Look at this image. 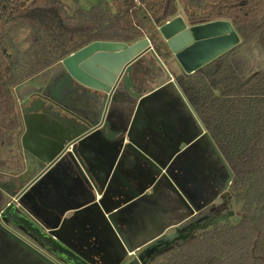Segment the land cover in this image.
Wrapping results in <instances>:
<instances>
[{"label": "water", "instance_id": "obj_1", "mask_svg": "<svg viewBox=\"0 0 264 264\" xmlns=\"http://www.w3.org/2000/svg\"><path fill=\"white\" fill-rule=\"evenodd\" d=\"M158 33L167 56L184 75L240 43L227 20L190 24L175 16L159 26ZM146 51L154 55L145 37L129 45L92 42L63 57L25 96L23 131L18 141L25 170L15 177V191L2 189L7 200L14 197L16 202L0 209V234L41 264H95L68 240L78 229L75 224L81 215L100 229L110 251L127 257L134 249L126 244L116 220L161 187L187 209L186 218L196 213L179 182L187 167L186 152L169 155L154 145L148 134L135 133L126 121L134 100L142 95L135 83L144 82L143 73L134 71L132 64ZM156 61L160 66L157 57ZM161 69L166 80L152 95H174L190 113L176 79ZM202 137L226 174L219 187L226 191L232 172L210 136L204 131ZM99 153H103L100 158ZM123 158L128 161L124 163ZM214 182V186L219 183L217 178ZM69 201L74 205L62 209V203ZM36 205L39 216L32 212ZM223 217L211 221L220 222L217 220ZM46 219H54V223L44 222Z\"/></svg>", "mask_w": 264, "mask_h": 264}, {"label": "trees", "instance_id": "obj_2", "mask_svg": "<svg viewBox=\"0 0 264 264\" xmlns=\"http://www.w3.org/2000/svg\"><path fill=\"white\" fill-rule=\"evenodd\" d=\"M179 10L190 24L227 20L240 37L224 56L175 75L232 172L219 201L191 218L226 215L230 198L239 212L146 264H264V0H99L87 9L77 0H0V209L7 200L2 189L16 190L9 168L20 159L13 88L92 42L152 40Z\"/></svg>", "mask_w": 264, "mask_h": 264}, {"label": "crops", "instance_id": "obj_3", "mask_svg": "<svg viewBox=\"0 0 264 264\" xmlns=\"http://www.w3.org/2000/svg\"><path fill=\"white\" fill-rule=\"evenodd\" d=\"M150 43L151 50L155 57L150 53L151 51H146L132 64V69L134 71L140 70L143 73L144 82L140 80L135 83L136 88L141 89L142 95L139 100H134V106L127 115L126 121L130 123V128L134 130L135 133L141 132L142 134H148L152 143L164 149L169 155H173L178 151H185V157L188 160L190 156L192 157L193 152L195 154L197 152L203 154V152H205L204 148H209L202 137L205 130L197 121L193 110L189 107L192 113L191 111L190 113L186 111L174 95L170 96L168 93L165 95H152L151 92L154 88L166 80L161 67L175 79L174 73L176 70L174 67L177 63L173 59H168V57V64L163 60L162 63L153 41L151 42L150 40ZM127 44L129 45L132 43ZM156 57L160 61L161 67L158 65ZM26 94L27 92H19L16 95L17 99H15L16 106H20L19 112L17 110V115L19 116V135L17 137V143L23 131L22 114L26 108ZM22 107H24V110ZM11 149L13 150L14 147ZM101 154H98L99 158ZM100 160L98 159L97 161L100 162ZM122 161L126 163L128 159L123 158ZM123 167L124 166H122V169ZM192 167L193 165L188 167V169ZM122 169L120 174H123L125 177ZM24 170L23 164L19 172L14 174L15 177ZM196 176H200L199 171H196ZM115 182L119 183V180L116 179ZM148 193H151L150 190ZM166 193L165 187H161L155 194H151L143 203H139L138 206L132 207L131 211L129 210L122 214L120 220L126 221L129 225V228L127 227L129 233L124 235L126 243L130 245L131 241H128L130 239L139 240L134 246H132L134 243L131 245L135 251L153 243L154 240H158V238L167 233L168 230L175 229V227L188 221L186 218L188 214H178L176 207L174 208L173 204H170L167 200ZM64 204H67V207H64L65 209L71 207L69 202ZM68 215H70V213H68ZM92 222L93 221H90L87 216L84 217L81 215L78 219V223L75 224L78 229L72 232L68 240L78 250L85 249L87 246L100 247L101 245V249L98 248V251L88 254L87 257L95 261H116L114 257L115 253L107 249L108 246H106V242L97 241L95 239V234L98 233L100 229ZM22 256L27 259V261H22V263L29 264L30 259L25 255ZM104 256L109 257L105 258Z\"/></svg>", "mask_w": 264, "mask_h": 264}, {"label": "rangeland", "instance_id": "obj_4", "mask_svg": "<svg viewBox=\"0 0 264 264\" xmlns=\"http://www.w3.org/2000/svg\"><path fill=\"white\" fill-rule=\"evenodd\" d=\"M99 0H77L78 5H80L82 8H90L91 6H94L95 4H97ZM106 2L110 3L111 0H105ZM182 17L183 19L184 16L182 15V13L178 12V15ZM146 38V37H145ZM153 41L154 46L157 50V53L160 57V60L162 62V60L168 64L167 62V57L168 59H172V57L167 56V51L164 45L163 40L161 39L159 33H158V27H157V34L155 36L152 37L151 42ZM175 61V60H174ZM163 63V62H162ZM164 65V64H163ZM161 66V65H160ZM175 73L179 74L182 73L181 69L179 68V66H177V64L175 65ZM49 71V70H48ZM45 71V73L41 74L40 76L34 78L33 80H30L28 83L24 84V85H18L17 88H13V95L14 97L17 99L16 95L19 92H29L30 90H34L36 88V84H38L39 82H41L43 80V76L48 72ZM19 100V99H18ZM21 104V103H20ZM24 110V107H22ZM17 110L19 112L20 110V106L17 105ZM17 135L16 137H18L19 134V129L16 131ZM8 156L16 151L13 150H8ZM20 154V159L19 161H15L12 165V167H10L9 169V173L11 174H16L19 172L20 168L23 166L24 162L22 159V154L21 151H19ZM14 158V157H13ZM222 180L219 179V182L222 183ZM228 190V189H227ZM226 190V191H227ZM218 191V189H217ZM214 191V192H205L204 194H201L199 196V201H198V205H197V209L196 212H202L203 214L207 212L206 209H208L211 205L217 203L220 199L221 192H226V191ZM7 199V197H6ZM229 203H230V208L229 211L226 215H224V217L222 219H219L217 221L223 222L222 220L225 221H235L238 219V212H239V205L235 203L234 199L230 198L229 199ZM182 205V204H181ZM213 220V219H212ZM206 222V221H205ZM199 220V218H189V220L187 222H185L184 224L175 227V229H170L167 231V233H165L164 235H162L161 237L158 238V240L154 241L153 243L146 245L142 248H140V250L137 251H133L131 253H128L127 255H129L128 257L123 258L122 262H120L121 258L119 259V264H146L145 262L150 259L151 257H154L156 259H158L159 257H163L166 253L171 252L173 248L176 247V245H178L181 242L187 241L189 239H191L194 234L201 230V229H206L211 227V224L213 223V221H210L208 223H205ZM27 225L29 227H31V223L26 221ZM133 233V232H132ZM102 235L98 233L95 234V239L97 241H102L103 239L101 238ZM107 244V243H106ZM109 246V245H106ZM101 247V245H100ZM100 247H86L85 249H81V251H79L80 254H83L84 256L87 257L88 254L94 252V251H98ZM101 249V248H100ZM23 249L20 248V251L22 252ZM103 250V249H102ZM107 250V249H106ZM28 258H30L27 255ZM136 260V261H135ZM38 264H41L39 260ZM135 261V262H134Z\"/></svg>", "mask_w": 264, "mask_h": 264}, {"label": "flooded vegetation", "instance_id": "obj_5", "mask_svg": "<svg viewBox=\"0 0 264 264\" xmlns=\"http://www.w3.org/2000/svg\"><path fill=\"white\" fill-rule=\"evenodd\" d=\"M204 149H205V152H203V154L199 152L195 154L193 152L192 158L186 161L187 167L183 169L184 171L182 172V175H181L182 179L179 180V182L182 183L181 184L182 188L185 189V191L187 192L188 196L192 200L195 207H197L198 205L199 196L201 194H204L205 192H209V193L214 192V191H217V189L218 191H220L219 187L222 183L219 182V179L222 180L223 178L224 180L226 178V174L223 168L220 166L218 161L212 155L210 148H204ZM191 152H192V149H191ZM192 165L193 167L191 169H188V167ZM196 171H199L200 176H196ZM216 178H217V183L218 182L219 183L216 184V186H214V183H215L214 181L216 180ZM165 190L167 191L166 193L167 200L169 201L170 204H173L174 208L176 207V209L178 210V214L187 215L188 214L187 209H185L180 204V202L177 201L176 197H174V195L169 190H167V188H165ZM224 193L225 192H221V195ZM69 203L71 206L74 205V203L71 201H69ZM64 207H67V204L62 203L61 208L64 209ZM39 209L40 208H37V205H36V207L32 208V212L36 216H39ZM116 221H117V229L124 238V235H126L128 232V229H127L128 223H125L124 220H120V218H118ZM44 222L54 223V219H49V220L46 219V221ZM128 241L129 242L131 241L130 242L131 244L129 246H131L133 243L134 244L132 246H134L136 243H138L139 240L130 239ZM107 249L109 250L108 247ZM22 252L20 251V248L15 243L14 244L9 243V241H7L6 239L4 240L2 235L0 234V264H24L22 263V261H27V259L26 257L22 256V255H26V253L24 251ZM129 255H127V257ZM104 257L108 258L109 256H104ZM114 257L116 260L114 262L97 261V260L95 261L89 257L88 258L92 260L95 264H117L120 258H121L120 259L121 261L124 258L123 256H121V253H115ZM29 259H30L29 264H38V261L36 259L32 257Z\"/></svg>", "mask_w": 264, "mask_h": 264}, {"label": "built area", "instance_id": "obj_6", "mask_svg": "<svg viewBox=\"0 0 264 264\" xmlns=\"http://www.w3.org/2000/svg\"><path fill=\"white\" fill-rule=\"evenodd\" d=\"M13 202H16V199H15L14 197H12V199H10V200H7L6 203H5V205L8 207V206H10V204H12Z\"/></svg>", "mask_w": 264, "mask_h": 264}]
</instances>
